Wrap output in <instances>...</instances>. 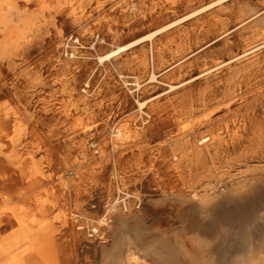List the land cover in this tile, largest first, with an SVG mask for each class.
I'll list each match as a JSON object with an SVG mask.
<instances>
[{
	"label": "rangeland",
	"instance_id": "1",
	"mask_svg": "<svg viewBox=\"0 0 264 264\" xmlns=\"http://www.w3.org/2000/svg\"><path fill=\"white\" fill-rule=\"evenodd\" d=\"M47 2L0 103L43 141L59 264H263L264 0Z\"/></svg>",
	"mask_w": 264,
	"mask_h": 264
},
{
	"label": "bare ground",
	"instance_id": "2",
	"mask_svg": "<svg viewBox=\"0 0 264 264\" xmlns=\"http://www.w3.org/2000/svg\"><path fill=\"white\" fill-rule=\"evenodd\" d=\"M47 1L41 0L37 4L38 10L32 12L35 6L31 3L34 0H0V99L4 96L2 63L5 60L11 61L15 51L30 42L35 27L43 28L42 17L45 10L50 8ZM57 1L62 3L63 0ZM73 1L66 0L71 4ZM84 1L76 0L80 4ZM126 49V45L119 46L100 56V60L109 59ZM28 128L29 125L10 100L0 103V264H59L58 237L54 223L60 216H50L58 202L54 189L48 186L50 175L45 161L37 157L43 150V141H28ZM254 262L255 255L247 252L234 259L233 264Z\"/></svg>",
	"mask_w": 264,
	"mask_h": 264
}]
</instances>
